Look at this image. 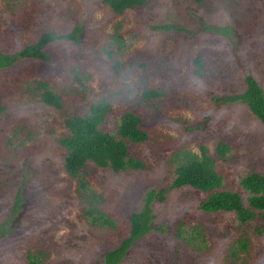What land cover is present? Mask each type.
<instances>
[{"label":"rangeland","instance_id":"obj_1","mask_svg":"<svg viewBox=\"0 0 264 264\" xmlns=\"http://www.w3.org/2000/svg\"><path fill=\"white\" fill-rule=\"evenodd\" d=\"M165 23L178 28L156 26ZM75 25L77 44L53 40L43 48L48 60L23 58L0 69V224L10 227L0 233V264H101L150 188L164 189L151 204V223L162 229L135 240L117 264H264L257 216L239 223L232 211L204 212L197 204L210 191L170 187L182 153L198 154L199 145L214 160L220 188L238 192L244 205L239 178L264 173V126L243 102L215 99L241 92L248 73L264 95V0H145L120 13L100 0H0V51ZM34 79L61 93L62 106L38 100L28 88ZM146 89L159 95L144 98ZM100 98L109 104L104 131L113 133L126 110L141 119L147 138L127 141V150L143 168L113 172L87 161L80 189L62 168L57 140L66 115ZM217 142L229 147L223 156L214 152ZM91 198L113 228L92 223L95 212H85Z\"/></svg>","mask_w":264,"mask_h":264},{"label":"trees","instance_id":"obj_2","mask_svg":"<svg viewBox=\"0 0 264 264\" xmlns=\"http://www.w3.org/2000/svg\"><path fill=\"white\" fill-rule=\"evenodd\" d=\"M107 5L113 13H120L126 8L142 6L145 0H100ZM158 28L175 27L172 24H159ZM178 28V27H175ZM226 33L225 28H219ZM81 28L75 25L71 30L64 33L44 31L37 38L19 50L6 53L0 51V69L10 66L15 61L23 58H38L48 60L49 56L43 50L44 46L58 39H68L73 43L79 42ZM115 41L120 37L116 35ZM193 72L200 74L201 59L198 55L192 58ZM33 85L28 87L37 96V99L54 108L62 106L64 97L61 93L52 90L45 80L34 79ZM245 87L241 92L216 97L217 101L227 102L239 100L243 102L250 112L264 126V95L261 86L251 74L244 76ZM159 92L155 89L142 91L144 98L155 97ZM0 102V112L2 110ZM109 104L106 99L100 98L91 102L88 109L81 114H70L63 118L66 133L58 138V143L63 147L62 168L70 178H77L80 189H84V181L80 176V170L87 161L100 167H108L113 172L129 169H141L143 163L139 158L128 154L127 141L139 142L147 138V131L141 126V119L132 111L126 110L122 113L113 133L102 129ZM228 145L217 142L214 152L223 156L228 150ZM222 184L221 175L214 168V160L207 154L206 148L199 145V153L184 151L181 159L174 167V176L170 187L189 186L202 191H210L205 198L198 202V208L204 212L232 211L239 223L258 217L260 225L257 231L264 237V173L249 171L239 178L240 186L247 191L246 205L242 198L234 190L220 188ZM163 188L148 189L143 197L142 204L138 210L129 212L127 216L128 229L126 234L112 248L107 249L101 259V264H117L124 256L127 248L142 235L151 229H162L151 223L153 218L151 204L154 200L163 199ZM20 188L15 192L12 212L19 205ZM89 200L85 212L93 213L92 223L114 227V220L103 214L102 210ZM10 219V217L8 218ZM10 227L5 222L0 224V233L6 232ZM239 249L247 250L248 239L242 238L238 241Z\"/></svg>","mask_w":264,"mask_h":264}]
</instances>
